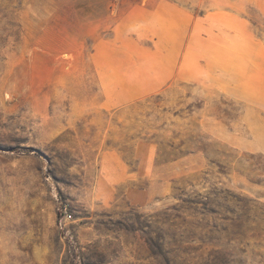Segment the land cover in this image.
I'll list each match as a JSON object with an SVG mask.
<instances>
[{"label": "rangeland", "instance_id": "rangeland-1", "mask_svg": "<svg viewBox=\"0 0 264 264\" xmlns=\"http://www.w3.org/2000/svg\"><path fill=\"white\" fill-rule=\"evenodd\" d=\"M0 264H264V0H0Z\"/></svg>", "mask_w": 264, "mask_h": 264}, {"label": "built area", "instance_id": "built-area-1", "mask_svg": "<svg viewBox=\"0 0 264 264\" xmlns=\"http://www.w3.org/2000/svg\"><path fill=\"white\" fill-rule=\"evenodd\" d=\"M69 219H71V216L69 214H67V215L65 214L64 217L60 218L59 221H58L59 228L62 229V225H64V223L66 221H68Z\"/></svg>", "mask_w": 264, "mask_h": 264}, {"label": "crops", "instance_id": "crops-1", "mask_svg": "<svg viewBox=\"0 0 264 264\" xmlns=\"http://www.w3.org/2000/svg\"><path fill=\"white\" fill-rule=\"evenodd\" d=\"M156 12L160 13L162 18H167V19H168V16H167L168 13L164 12L163 10H156ZM172 13H174V10L172 11ZM165 14H166V15H165ZM176 14H177V12H176ZM168 15H169V14H168ZM177 17H178V16H177ZM177 17H176V18H177ZM169 18H173V16L171 15Z\"/></svg>", "mask_w": 264, "mask_h": 264}]
</instances>
